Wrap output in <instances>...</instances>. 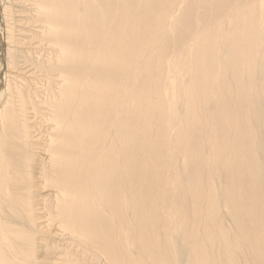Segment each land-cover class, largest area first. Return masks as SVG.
I'll return each instance as SVG.
<instances>
[{"label": "bare ground", "instance_id": "6f19581e", "mask_svg": "<svg viewBox=\"0 0 264 264\" xmlns=\"http://www.w3.org/2000/svg\"><path fill=\"white\" fill-rule=\"evenodd\" d=\"M0 264H264V0H0Z\"/></svg>", "mask_w": 264, "mask_h": 264}, {"label": "rangeland", "instance_id": "374dc122", "mask_svg": "<svg viewBox=\"0 0 264 264\" xmlns=\"http://www.w3.org/2000/svg\"><path fill=\"white\" fill-rule=\"evenodd\" d=\"M9 188L13 189V184H11L10 186H8V190H9Z\"/></svg>", "mask_w": 264, "mask_h": 264}]
</instances>
